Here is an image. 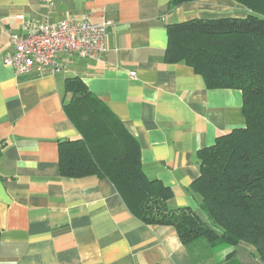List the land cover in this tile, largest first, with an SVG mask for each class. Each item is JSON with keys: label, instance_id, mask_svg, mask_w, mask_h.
<instances>
[{"label": "crops", "instance_id": "0c3cea01", "mask_svg": "<svg viewBox=\"0 0 264 264\" xmlns=\"http://www.w3.org/2000/svg\"><path fill=\"white\" fill-rule=\"evenodd\" d=\"M171 1L0 0V264H264L243 242L228 259L205 244L190 252L173 227L135 217L109 180L60 175V143L79 138L64 111L65 82L78 77L138 140L145 174L173 193L168 207L189 208L209 224L191 189L198 154L245 127L243 94L208 89L191 67L166 63L167 30L250 12L234 0L175 9ZM48 15L111 22L107 52L93 60L61 55L59 73L16 77L4 63L10 33Z\"/></svg>", "mask_w": 264, "mask_h": 264}, {"label": "trees", "instance_id": "16d2710c", "mask_svg": "<svg viewBox=\"0 0 264 264\" xmlns=\"http://www.w3.org/2000/svg\"><path fill=\"white\" fill-rule=\"evenodd\" d=\"M197 1L172 0L170 9ZM234 1L250 12L247 18L192 20L167 30L166 63L191 67L208 89L243 94L245 127L198 154L200 177L191 189L209 224L189 208L168 207L173 193L145 174L138 140L78 77L65 82L71 98L64 111L79 138L60 143L59 171L109 180L135 217L173 227L190 252L205 244L228 259L243 242L264 262V0Z\"/></svg>", "mask_w": 264, "mask_h": 264}, {"label": "built area", "instance_id": "2783aa9c", "mask_svg": "<svg viewBox=\"0 0 264 264\" xmlns=\"http://www.w3.org/2000/svg\"><path fill=\"white\" fill-rule=\"evenodd\" d=\"M111 26V22L93 23L86 17L80 21H53L49 15L42 23L27 22L23 33H10L13 53L4 63L12 68L16 77L29 76L35 70L59 73L64 68L59 60L61 55L85 60L103 56L108 50Z\"/></svg>", "mask_w": 264, "mask_h": 264}, {"label": "rangeland", "instance_id": "374dc122", "mask_svg": "<svg viewBox=\"0 0 264 264\" xmlns=\"http://www.w3.org/2000/svg\"><path fill=\"white\" fill-rule=\"evenodd\" d=\"M207 256V254H200V255H197L196 257L197 258H202V257H206Z\"/></svg>", "mask_w": 264, "mask_h": 264}]
</instances>
